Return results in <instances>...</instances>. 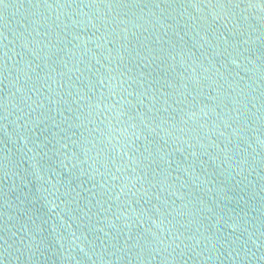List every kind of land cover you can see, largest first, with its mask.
I'll list each match as a JSON object with an SVG mask.
<instances>
[{
	"label": "water",
	"instance_id": "water-1",
	"mask_svg": "<svg viewBox=\"0 0 264 264\" xmlns=\"http://www.w3.org/2000/svg\"><path fill=\"white\" fill-rule=\"evenodd\" d=\"M0 264H264V0H0Z\"/></svg>",
	"mask_w": 264,
	"mask_h": 264
}]
</instances>
